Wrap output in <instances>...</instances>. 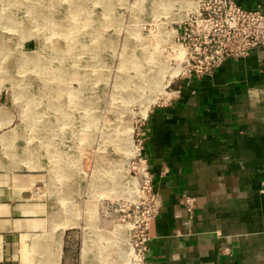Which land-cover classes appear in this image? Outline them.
<instances>
[{
    "label": "rangeland",
    "instance_id": "rangeland-1",
    "mask_svg": "<svg viewBox=\"0 0 264 264\" xmlns=\"http://www.w3.org/2000/svg\"><path fill=\"white\" fill-rule=\"evenodd\" d=\"M196 2L0 0V264L131 260L139 133Z\"/></svg>",
    "mask_w": 264,
    "mask_h": 264
},
{
    "label": "crops",
    "instance_id": "crops-1",
    "mask_svg": "<svg viewBox=\"0 0 264 264\" xmlns=\"http://www.w3.org/2000/svg\"><path fill=\"white\" fill-rule=\"evenodd\" d=\"M172 86L143 122L160 204L146 264H264V47Z\"/></svg>",
    "mask_w": 264,
    "mask_h": 264
},
{
    "label": "built area",
    "instance_id": "built-area-1",
    "mask_svg": "<svg viewBox=\"0 0 264 264\" xmlns=\"http://www.w3.org/2000/svg\"><path fill=\"white\" fill-rule=\"evenodd\" d=\"M173 30L174 76L165 85L168 96L179 91L172 86L183 78H200L211 74L228 59L246 56L254 47H264V13L256 8L243 7L237 0H197L195 9ZM174 79V80H173ZM165 100V99H164ZM164 102V101H163ZM138 160L145 196L142 219L139 222L136 251L128 264H146V255L152 236L149 223L159 211L154 178L145 155L146 131L139 133ZM187 210L195 207L194 196L185 195Z\"/></svg>",
    "mask_w": 264,
    "mask_h": 264
},
{
    "label": "bare ground",
    "instance_id": "bare-ground-1",
    "mask_svg": "<svg viewBox=\"0 0 264 264\" xmlns=\"http://www.w3.org/2000/svg\"><path fill=\"white\" fill-rule=\"evenodd\" d=\"M196 4H197V2H196ZM196 4H195V6H196ZM195 6H194V9H195Z\"/></svg>",
    "mask_w": 264,
    "mask_h": 264
}]
</instances>
